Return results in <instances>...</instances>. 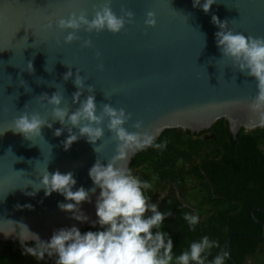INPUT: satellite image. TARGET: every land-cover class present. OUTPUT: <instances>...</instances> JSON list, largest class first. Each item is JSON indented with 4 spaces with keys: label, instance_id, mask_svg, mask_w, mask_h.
<instances>
[{
    "label": "water",
    "instance_id": "95a60500",
    "mask_svg": "<svg viewBox=\"0 0 264 264\" xmlns=\"http://www.w3.org/2000/svg\"><path fill=\"white\" fill-rule=\"evenodd\" d=\"M101 2L0 0V242L31 243V234L47 241L58 229L75 226L82 231L96 220L99 189L91 195L90 203L80 205L89 217L85 223L71 219L72 213L58 208V203L65 202L58 193L46 197L41 189L34 196L26 194L39 186L47 164L49 173L59 170L74 174L77 183L73 191L81 186L90 189L93 184L89 169L97 159L107 164L115 154L116 145L107 130L95 146L81 138L65 150L62 142L67 138V129L55 137L53 132L61 127L60 123L51 121L46 102L43 107L37 102L41 94L50 97L57 91L65 97L61 106L75 111L79 104L72 103V94L78 91L73 83L77 71L84 78L85 88L94 87L98 111L106 103L124 108L132 114L125 125L128 131H135L131 125L141 120L155 140L166 128L201 132L220 119L227 120L234 137L241 129L260 127L247 108L256 95L255 81L220 58L214 37L219 29L211 23V17L227 21L234 32L264 37V0H217L207 14L199 7L193 8L192 0H112L117 15L121 8L134 13L131 24L116 35L81 30L77 33L79 41L65 45L67 33L55 27L56 20L77 10H86L91 19L93 7ZM149 11L155 13L153 28L144 25ZM49 22L51 29L46 28ZM84 39H91L93 47L82 48ZM29 62L31 73L26 70ZM99 64L104 65L103 71L98 70ZM66 65L73 76L64 81L69 71ZM87 95L85 92L81 100ZM26 104L25 110L38 111L42 116L47 113L52 123L51 129L41 130L42 137H32L31 141L9 130ZM137 152L127 160L128 168ZM33 181L34 188L25 187ZM255 211L264 212V208L254 206L251 211L262 234L231 233L225 251L229 252L232 236L264 239V222ZM228 260L235 264L230 256Z\"/></svg>",
    "mask_w": 264,
    "mask_h": 264
},
{
    "label": "clouds",
    "instance_id": "9594fccd",
    "mask_svg": "<svg viewBox=\"0 0 264 264\" xmlns=\"http://www.w3.org/2000/svg\"><path fill=\"white\" fill-rule=\"evenodd\" d=\"M216 2L217 0H204L201 3V0H192V7H199L207 14ZM92 13L89 19L86 10H77L56 20L55 27L67 33L63 39L65 45L79 41L81 37L77 33L81 30L89 34L104 31L113 35L119 34L134 18V13L124 8H121L120 14L117 15L112 9V0H102L99 5L93 7ZM211 23L219 29L214 33V37L220 58L230 61L231 68L255 81L256 95L248 102L247 108L256 118L258 125L264 127V37L245 36L241 32H234L228 27L227 21H220L216 15H212ZM144 25L147 28L155 27L154 12L149 11L146 14ZM52 27L51 22L46 25L47 29ZM81 47H93L92 40L84 39ZM96 57L99 59V52ZM97 67L99 71L104 69L103 64ZM26 70L29 73L33 71L31 62ZM72 76L69 68L63 79L67 81ZM73 83L78 89L72 94V103L79 104L75 111L70 112L69 108L61 106L65 97L57 91L50 97L47 94L37 97V102L42 107L46 102L50 108L51 121H58L61 125L53 135L59 137L67 129V138L62 143L65 150H68L81 138H86L89 144L95 146L98 140L104 138L107 130L116 145L115 154L107 164L97 159L89 169L88 176L93 184L90 189L86 190L81 186L73 191L77 183L74 174H62L59 170L49 173L47 164L39 179V186L34 188V181L28 183L25 187L31 185L34 191L26 194L34 196L41 189L46 197L58 193L65 200L58 203V208L63 212L72 213L71 219L85 223L89 217L80 210V205L83 202L90 203L91 195L99 189L95 201L96 220L93 227L99 226L101 230L82 234L75 226L61 228L54 231L47 241L31 234L32 246H27L26 241L21 240L24 254L37 261L46 257L54 258V264H225L230 253L223 249L209 260L212 256L211 250L221 246L208 236L191 242L186 250L174 256L172 239L160 230L162 222L171 215V211L161 212L156 203L149 202L144 190L151 189L152 185L134 176L126 163L130 155L137 151L148 147L161 149L166 145L154 144V135L144 129L141 120L131 125L135 131H128L125 125L132 119V114L127 113L124 108H115L111 103H106L102 104L98 111L95 96L92 94L94 87L85 88L84 78L80 76L79 71L76 72ZM85 92L88 95L81 100ZM26 107L27 104L13 119L9 130L31 141L32 137H42L41 130L44 127L51 129L52 123L48 122L47 113L42 116L38 111L25 110ZM73 129H77V132L74 133ZM96 148L94 147L95 152ZM122 161L125 162L123 165L120 164ZM181 218L193 229L199 222L198 215L184 213Z\"/></svg>",
    "mask_w": 264,
    "mask_h": 264
},
{
    "label": "trees",
    "instance_id": "16d2710c",
    "mask_svg": "<svg viewBox=\"0 0 264 264\" xmlns=\"http://www.w3.org/2000/svg\"><path fill=\"white\" fill-rule=\"evenodd\" d=\"M161 143L166 146L148 147L134 154L129 169L134 173L143 168L159 186L169 184L179 192L171 190L160 206L161 212L171 211L160 230L172 239L174 256L204 236L221 246L211 250L214 257L221 249L225 251L231 233L262 234V227L253 220L251 211L254 206L264 208V127L252 131L241 129L234 137L227 120L220 119L211 129L201 132L166 128L154 140V144ZM197 157H201L199 165L186 169L185 165ZM190 179L201 184L194 192L195 210L179 198V195L186 197L184 192ZM144 191L151 201L152 189ZM184 213L199 216L194 229L182 220ZM254 214L264 222V212ZM98 230H101L99 226L92 225L81 233ZM26 244L32 246V242ZM22 249L20 242H0V264H24ZM229 253L235 264H264V239L253 241L232 236ZM31 261L54 264V258L47 257L42 261L31 257ZM225 264L233 263L227 259Z\"/></svg>",
    "mask_w": 264,
    "mask_h": 264
},
{
    "label": "rangeland",
    "instance_id": "374dc122",
    "mask_svg": "<svg viewBox=\"0 0 264 264\" xmlns=\"http://www.w3.org/2000/svg\"><path fill=\"white\" fill-rule=\"evenodd\" d=\"M200 161H201V157H197L196 159L187 163L185 165V168L189 169L191 167L199 165ZM133 175L138 177L141 181H147L152 185L151 189L153 191V195H152V200L149 201L150 203H155L156 201H158L159 197L162 194H164L170 188L168 185H164V184L161 185V187H159L157 185V182L154 181L153 175L150 172H145L143 168L136 170L133 173ZM188 184H189L188 189L184 192V193H186V197L183 198L180 196V199L182 200L183 203L187 204L190 208L195 210L196 209V199L194 197V192L198 188H201V184L199 183V181H196L194 179H190ZM22 251H23V249H22ZM23 253H24V251H23ZM24 255H25V263L24 264H35L34 262L32 263L31 256L26 255V254H24ZM248 264H254V262H250Z\"/></svg>",
    "mask_w": 264,
    "mask_h": 264
},
{
    "label": "flooded vegetation",
    "instance_id": "af4514ba",
    "mask_svg": "<svg viewBox=\"0 0 264 264\" xmlns=\"http://www.w3.org/2000/svg\"><path fill=\"white\" fill-rule=\"evenodd\" d=\"M207 136V135H206ZM209 136V135H208ZM207 136V137H208ZM211 136V135H210ZM158 185V184H157ZM163 185V184H162ZM164 185H168L170 188L164 193V194H162L160 197H159V199H158V201H156L155 203L157 204V206H158V210L160 211V206L162 205V203H163V200H164V198L166 197V195H168L169 194V192L171 191V190H175L176 191V193L177 194H179V192L177 191V189L175 188V187H173V189H172V187L169 185V184H165L164 183ZM159 186V185H158ZM159 187H161V186H159ZM173 190V191H174ZM179 198H180V195H179ZM147 215V214H146Z\"/></svg>",
    "mask_w": 264,
    "mask_h": 264
}]
</instances>
